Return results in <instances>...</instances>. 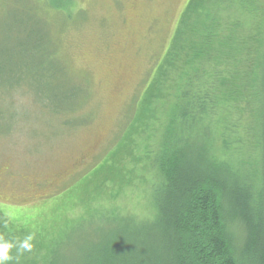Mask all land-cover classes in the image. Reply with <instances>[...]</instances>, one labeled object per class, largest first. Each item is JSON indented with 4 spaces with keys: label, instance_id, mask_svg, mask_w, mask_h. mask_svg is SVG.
Returning <instances> with one entry per match:
<instances>
[{
    "label": "trees",
    "instance_id": "obj_1",
    "mask_svg": "<svg viewBox=\"0 0 264 264\" xmlns=\"http://www.w3.org/2000/svg\"><path fill=\"white\" fill-rule=\"evenodd\" d=\"M96 169L86 208L102 212L88 216L98 238L68 256L67 236L36 235L18 264H264V0L188 1ZM136 182L149 187L140 215L113 206ZM27 232L0 212V236Z\"/></svg>",
    "mask_w": 264,
    "mask_h": 264
},
{
    "label": "rangeland",
    "instance_id": "obj_2",
    "mask_svg": "<svg viewBox=\"0 0 264 264\" xmlns=\"http://www.w3.org/2000/svg\"><path fill=\"white\" fill-rule=\"evenodd\" d=\"M188 1L0 0V212L10 222L67 236L68 256L98 238L87 228L102 214L86 208L88 179L118 144ZM148 188L128 187L113 206L140 215Z\"/></svg>",
    "mask_w": 264,
    "mask_h": 264
},
{
    "label": "clouds",
    "instance_id": "obj_3",
    "mask_svg": "<svg viewBox=\"0 0 264 264\" xmlns=\"http://www.w3.org/2000/svg\"><path fill=\"white\" fill-rule=\"evenodd\" d=\"M36 239L35 231H28L24 237L6 239L0 236V264H10L16 260L17 264L24 253H31L34 248L33 241ZM13 249L16 250L13 254Z\"/></svg>",
    "mask_w": 264,
    "mask_h": 264
}]
</instances>
